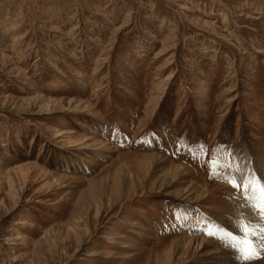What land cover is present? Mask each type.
Listing matches in <instances>:
<instances>
[{
  "label": "rangeland",
  "instance_id": "rangeland-1",
  "mask_svg": "<svg viewBox=\"0 0 264 264\" xmlns=\"http://www.w3.org/2000/svg\"><path fill=\"white\" fill-rule=\"evenodd\" d=\"M254 164L264 0H0V264H264Z\"/></svg>",
  "mask_w": 264,
  "mask_h": 264
},
{
  "label": "snow or ice",
  "instance_id": "snow-or-ice-1",
  "mask_svg": "<svg viewBox=\"0 0 264 264\" xmlns=\"http://www.w3.org/2000/svg\"><path fill=\"white\" fill-rule=\"evenodd\" d=\"M226 182L234 189L241 191L245 200L251 202L250 206L257 213V219L248 220L242 215L238 216L237 225L239 231L243 234V239H237L231 233H225V235L231 237L232 246L240 253L241 260L247 262L258 259L261 253L264 252V245L258 249L249 237L254 236L257 229L264 233V223H261L264 222V183L257 181L248 174L241 175L239 179L233 175ZM206 234L216 235V232L208 231Z\"/></svg>",
  "mask_w": 264,
  "mask_h": 264
},
{
  "label": "bare ground",
  "instance_id": "bare-ground-1",
  "mask_svg": "<svg viewBox=\"0 0 264 264\" xmlns=\"http://www.w3.org/2000/svg\"><path fill=\"white\" fill-rule=\"evenodd\" d=\"M146 159H147V156H146ZM148 161V160H147ZM28 167L26 166V167H16V168H14L13 169V171H18V172H23V171H25L26 169H27ZM248 171L247 170H245L244 168H243V170H242V168H240V176H241V174L243 175V174H248V175H250L252 178H254V179H256V177H262V176H264V168L263 167H261L260 168V165L259 164H254L253 166H251V167H249L248 166ZM177 169H181V166L180 167H177ZM177 171V170H176ZM14 173V172H13ZM175 173V172H174ZM177 173V172H176ZM21 174V173H20ZM239 176V177H240ZM263 183H264V178L262 177V180H261ZM247 211V210H246ZM250 211V210H249ZM252 212H253V210H252ZM248 213V212H247ZM250 213V212H249ZM255 213V212H254ZM247 215V214H246ZM187 216V215H186ZM183 218H184V216H183ZM250 218H251V216H250ZM249 218V219H250ZM251 220H256L255 218L254 219H252L251 218ZM205 220H204V218L201 216V215H199L198 217H196V218H185L184 220H180V222H181V227H183L184 229H185V231H190V229H193V231L194 230H198V229H200L201 228V226H202V223L204 222ZM201 225V226H200ZM254 227H255V225H254ZM191 232V231H190ZM202 232V231H201ZM204 232V231H203ZM191 234H192V232H191ZM190 234V235H191ZM194 234V233H193ZM256 234H257V232H256ZM256 234L254 235V238L256 237ZM200 235H201V233H200ZM205 235V234H204ZM193 236V235H192ZM191 236V237H192ZM193 240H196V242H197V240H198V243H197V246H200V247H202L203 246V243H204V241H202V240H199V239H195V238H184L183 239V242L185 243V245H186V247L188 248L192 243H193ZM257 240V239H256ZM259 240H261V239H259ZM182 241V240H181ZM256 242V241H255ZM263 241H261L260 243H262ZM181 243V242H180ZM257 244V243H256ZM193 245V244H192ZM205 245V244H204ZM187 248H185V249H187ZM203 249H205V247L203 246ZM185 253H186V251H185ZM263 254V253H262Z\"/></svg>",
  "mask_w": 264,
  "mask_h": 264
}]
</instances>
